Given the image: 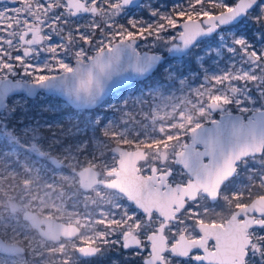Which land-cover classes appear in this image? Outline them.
<instances>
[{
  "label": "snow or ice",
  "instance_id": "snow-or-ice-1",
  "mask_svg": "<svg viewBox=\"0 0 264 264\" xmlns=\"http://www.w3.org/2000/svg\"><path fill=\"white\" fill-rule=\"evenodd\" d=\"M10 3L11 7L0 8V88L5 92L23 88L31 94L35 89H47L53 95L63 91L76 102L88 101L93 99L91 79L80 76L81 68L100 65L105 48L110 53L119 48L109 47L105 40L110 44L119 40L120 45L131 47L138 37L147 39L148 34L154 41L188 48L201 36L242 27L246 18L256 26L255 35L233 34L230 42L225 41V50L240 56L247 67L232 66L224 75L206 77L214 87L194 91L198 98L207 97V108L211 110L230 104L232 97L241 93L240 81L252 82L264 91V47L255 43L264 41V0H214L216 8L228 9L219 16L203 9L190 12L183 4L163 0L164 5H176L169 12V7H161L158 0L156 4L148 3L140 19L130 18L126 25L119 26L117 18L128 15V6L134 0H10ZM196 3L202 4L203 0ZM188 7L195 8L196 4L189 0ZM195 17L201 20L207 17L206 25L202 26ZM157 18L158 22L153 24ZM107 32H112V36H106ZM90 49L96 50L94 57L89 56ZM41 54L43 62L36 63ZM87 60L91 64L86 65ZM72 61L75 69L70 67ZM57 69L76 74L80 83L75 93L69 88L67 76L43 75ZM16 95L0 97V123L6 128L14 125L21 115L26 118V126L35 120V115L27 120L29 113L18 110L14 103ZM19 95L24 98L22 93ZM235 102L238 106L241 103ZM189 104L194 113L181 112L183 123L173 127L182 129L191 124L193 114L206 115L203 104L197 106L191 101ZM260 115L264 117V113ZM52 122L45 123L50 127ZM159 131L163 133L164 129ZM164 135L168 139L141 142L133 145L134 151L119 155L122 169L117 172L125 176L133 194L116 213H106L99 220L106 229L99 236L106 241L109 232L116 233L118 240L114 243L133 257L132 264H264V139L245 138L243 144L209 165L202 164L201 157L212 153L210 141H201L205 152H198L193 147L197 142L193 136L192 144L182 145L183 151L175 152L179 161L170 163L171 141L178 137ZM257 155L260 159L256 162L261 167L250 169L242 182L235 179L238 164ZM179 164L188 173L176 171ZM225 211L227 219L212 218ZM79 252L95 257L101 249L88 243ZM64 264H71L70 258Z\"/></svg>",
  "mask_w": 264,
  "mask_h": 264
},
{
  "label": "rangeland",
  "instance_id": "rangeland-1",
  "mask_svg": "<svg viewBox=\"0 0 264 264\" xmlns=\"http://www.w3.org/2000/svg\"><path fill=\"white\" fill-rule=\"evenodd\" d=\"M157 2L142 0L136 6L128 7V15L118 17L117 25H126L130 18L140 19L148 3ZM160 3L161 7H169V12L176 6L171 3L164 5L163 0ZM172 3L183 4L190 12L203 9L214 14L227 9L216 8L214 0H203L202 4L192 0L195 8L188 7L189 0H172ZM11 6L10 0L8 3L0 1V8ZM172 17L176 19L175 13ZM195 19L201 20L199 17ZM158 20L152 23L156 24ZM255 32L253 21L246 18L242 27L229 28L226 33H214L198 42L181 58L170 54L171 45L167 43L154 41L148 34H145L147 39L138 37L136 49L139 53L163 54L164 62L150 77L114 92L93 109L73 108L63 98L44 91L34 97L22 93L23 99L17 93L14 103L18 110L29 113L27 120H32L35 115V120L26 126V118L21 115L14 125L7 128L0 123V195H3L0 198V236L7 242L21 244L25 251L14 256L0 253V264H64L69 258L71 264H112L114 260H118L119 264H132L133 257L123 253L119 244L114 243L118 240L116 233L109 232L106 241L99 236L100 232L106 231L99 220L106 213H116L128 203L127 198L123 193L102 185L84 191L76 172L91 167L99 172L102 180H109L111 176L107 173L117 167V157L111 151L115 145L133 147L161 137L168 139L164 133L178 137L171 141L169 148L172 154L169 162L175 163V152L190 141V131L197 124L210 123L218 119L221 113H241L245 117L253 111L264 109V91L252 82L240 81L241 93L216 112L207 108L206 96L198 98L194 91L214 87L206 77L224 75L232 70V66L246 68L240 56L227 53L225 41L230 42L233 34L251 36ZM105 35L112 36V32ZM113 43L105 40L109 47ZM255 43L257 47H264V41ZM94 54L96 50L90 49L89 56L93 57ZM43 59L44 54H41L35 62L42 63ZM74 65L75 61H72L70 67L73 69ZM61 73L62 70L57 69L43 75ZM8 97H13V94ZM236 100L241 101L239 106ZM189 101L197 106L203 104L206 115L193 114L191 124L182 129L173 127L183 123L181 112L194 113L195 109ZM49 120L53 121L50 127L45 123ZM161 128L164 129L163 133L159 131ZM124 140L131 143L125 144ZM51 156L62 163L59 168L51 163ZM257 159H260L259 155L240 162L235 179L242 182L250 169L260 168ZM181 170L187 173L180 164L176 166V171ZM27 210H33L39 216H50L67 224H75L81 228L80 234L75 238H61L57 242L46 240L23 218ZM227 217L225 211L221 216L212 218L219 220ZM88 243L101 249V252L93 258H82L76 249Z\"/></svg>",
  "mask_w": 264,
  "mask_h": 264
},
{
  "label": "water",
  "instance_id": "water-1",
  "mask_svg": "<svg viewBox=\"0 0 264 264\" xmlns=\"http://www.w3.org/2000/svg\"><path fill=\"white\" fill-rule=\"evenodd\" d=\"M140 2H142V0H134V3L128 7L136 6ZM227 11L228 10L221 13H226ZM221 13L214 14L213 16H219ZM196 21L204 26L206 25L207 17H205L202 21ZM213 34L214 33L207 34L197 38V40L194 41L193 44L189 45L188 48L171 45L170 54L181 58L187 55L192 47H194L198 42L212 36ZM138 43L139 40L136 39V41L132 43V46L128 47L127 45H120V41L114 42L111 47L119 46L116 53H110L108 48H105L103 61L100 65H92L90 69L81 68V77L90 76L93 99L76 102L74 99L70 100L66 95H64L63 91H60L57 96L63 98L73 108L93 109L101 105L103 101L114 92L124 89L137 81H142L150 77L164 62L165 56L160 53L148 51L139 53L136 49V45ZM177 43L179 44L178 39ZM95 55L96 54H94L93 57ZM85 64H91V61L88 60ZM76 67L77 66L75 64L73 69ZM59 75L67 76L69 88L73 90V93H75V90L79 88L80 83L76 74L73 71H69L67 73L63 72ZM56 76L58 75H53L52 77ZM13 82L15 81L13 80ZM40 91L51 94L47 89H35L33 93L29 94L23 88H16L10 92H5L3 88H0V97L5 95L10 96L13 93H24L28 97H34L36 96V92ZM80 95L83 97V90L80 91ZM219 110L220 109L211 111L216 112ZM261 113H264V109L253 111L250 115L245 117L241 113H221L218 119L212 120L207 124H202L199 128H193L195 129V132L190 131V141L186 144H192L193 136H196L197 142L193 145V147L198 152H205V144L201 141H210L212 145V153L210 155L202 156L201 163L209 165L215 164L219 162L221 155H227L230 151L235 150L239 145L243 144L245 138H255L257 140L264 139V117L260 115ZM134 150H128L120 145H115L112 148V154L118 157L117 169H122V165L119 161V155L121 153H127ZM180 151H183V149ZM179 159V157L175 156V162L179 161ZM50 160L55 167L59 168L61 166V163L57 158L51 157ZM180 165L188 173V169H185L183 164ZM117 169L109 173V175L114 176V178L110 181L101 180L98 172L93 170L91 167L83 168L76 173L79 177L80 186L84 191L90 190L95 185H102L106 188L123 193L127 198L133 194L132 189L125 176L118 173ZM85 177H89V179H85ZM23 217L43 238L54 242L59 241L61 238H74L80 233V228L77 225L67 224L50 216L41 217L34 211H25ZM86 246L87 245H84L76 249V252L82 258H90L79 252L80 248ZM24 251L25 248L21 244L7 242L0 236L1 254L14 256L16 254H22Z\"/></svg>",
  "mask_w": 264,
  "mask_h": 264
},
{
  "label": "flooded vegetation",
  "instance_id": "flooded-vegetation-1",
  "mask_svg": "<svg viewBox=\"0 0 264 264\" xmlns=\"http://www.w3.org/2000/svg\"><path fill=\"white\" fill-rule=\"evenodd\" d=\"M226 10H228V9H226ZM226 10H222V11H219V12H216V13H214V14H218V13H221V12H223V11H226ZM214 14H211V15H214ZM195 20H198V19H195ZM198 21H202V20H198ZM226 27V26H225ZM121 146V145H120ZM122 147H124V148H126V149H128V150H134V148L133 147H126V146H122ZM112 151V150H111ZM145 151H146V149H145ZM42 156V155H41ZM51 157H53V156H51ZM50 157V158H51ZM117 157V156H116ZM117 160H118V157H117ZM51 161V160H50ZM59 161V160H58ZM60 162V161H59ZM52 163V162H51ZM61 163V162H60ZM117 163V162H116ZM61 165H62V163H61ZM116 169H117V167H116ZM116 169H114L113 171H115ZM81 170V169H80ZM94 170V169H93ZM97 171V170H96ZM113 171H111V172H113ZM98 172V171H97ZM111 172H109V173H111ZM109 173H107V175H109ZM77 174V173H76ZM98 174H99V172H98ZM109 176H111V178L109 179V180H103V181H110V180H112L113 178H114V176H112V175H109ZM79 178V177H78ZM99 178H100V175H99ZM101 179V178H100ZM102 180V179H101ZM80 184V183H79ZM1 196L3 197V195L1 194L0 195V198H1ZM28 211V210H27ZM30 211H33V210H30ZM24 214V213H23ZM41 217H43V216H41ZM24 218V217H23ZM54 218V217H53ZM59 221V220H58ZM62 222V221H61ZM65 223V222H64ZM75 225V224H74ZM79 227V226H78ZM43 228H44V226H43ZM80 228V227H79ZM80 231H81V228H80ZM80 234V233H79ZM75 238V237H74ZM47 240V239H46ZM52 241V240H51ZM54 242V241H53ZM90 258H93V257H90Z\"/></svg>",
  "mask_w": 264,
  "mask_h": 264
},
{
  "label": "bare ground",
  "instance_id": "bare-ground-1",
  "mask_svg": "<svg viewBox=\"0 0 264 264\" xmlns=\"http://www.w3.org/2000/svg\"><path fill=\"white\" fill-rule=\"evenodd\" d=\"M17 6V5H16Z\"/></svg>",
  "mask_w": 264,
  "mask_h": 264
}]
</instances>
